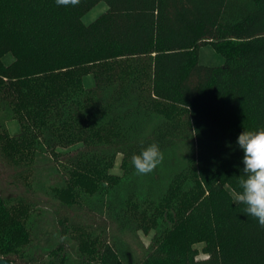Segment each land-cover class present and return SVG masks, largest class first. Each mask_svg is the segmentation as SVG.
<instances>
[{
	"label": "trees",
	"instance_id": "obj_1",
	"mask_svg": "<svg viewBox=\"0 0 264 264\" xmlns=\"http://www.w3.org/2000/svg\"><path fill=\"white\" fill-rule=\"evenodd\" d=\"M206 44L221 64L199 62ZM261 127L264 0H0V258L264 264V228L229 191L237 137ZM153 143L163 162L137 174L131 157ZM138 231H152L141 256L120 236Z\"/></svg>",
	"mask_w": 264,
	"mask_h": 264
},
{
	"label": "clouds",
	"instance_id": "obj_2",
	"mask_svg": "<svg viewBox=\"0 0 264 264\" xmlns=\"http://www.w3.org/2000/svg\"><path fill=\"white\" fill-rule=\"evenodd\" d=\"M58 5L76 4L78 0H56ZM243 151L241 175L238 177L240 191L235 202L243 204L244 213L253 217L264 228V127L258 130L242 131L236 141ZM164 159L158 144L153 143L139 154L131 157V163L137 174L147 175L153 172Z\"/></svg>",
	"mask_w": 264,
	"mask_h": 264
},
{
	"label": "rangeland",
	"instance_id": "obj_3",
	"mask_svg": "<svg viewBox=\"0 0 264 264\" xmlns=\"http://www.w3.org/2000/svg\"><path fill=\"white\" fill-rule=\"evenodd\" d=\"M105 9H106V5L103 2L97 3L93 8H91L88 12H86L82 16L81 18L82 22L86 24L90 23L95 18H97L102 12H104ZM10 60H11V56H9V54L4 57L5 62H9ZM199 62L207 65H219L222 63V58L217 54L215 49L210 44H206L199 48ZM7 126L10 132L15 131L17 127L14 122L7 123ZM51 164L52 163L51 162L49 163V161L47 162V160L39 161V163L37 164L39 176L40 179L45 178L47 176H51L50 181L56 183L58 175L56 174L55 171L51 172ZM123 170H124L123 157L121 154H117L113 158L110 171L111 173L120 176L123 173ZM3 180L4 179L1 180V185H2L1 187H4L5 185V182ZM37 189L39 192L35 197L39 199V203L42 204V206H46L49 209H53L54 207L57 206L58 201L53 196H51L49 192L45 193L39 188ZM229 191L230 193H232L234 197L236 196L231 189H229ZM114 234H117V232L114 231ZM151 235H152V231H148V232L138 231L136 234H131L126 232L120 236L131 245V247L133 248V250L137 255L141 256L143 249L148 245L150 241ZM201 246H202L201 244H196V247L198 249H200ZM203 256H204L203 254L201 253L199 254V257H203Z\"/></svg>",
	"mask_w": 264,
	"mask_h": 264
},
{
	"label": "water",
	"instance_id": "obj_4",
	"mask_svg": "<svg viewBox=\"0 0 264 264\" xmlns=\"http://www.w3.org/2000/svg\"><path fill=\"white\" fill-rule=\"evenodd\" d=\"M0 264H15V263L9 262V261L5 260L4 258H0Z\"/></svg>",
	"mask_w": 264,
	"mask_h": 264
}]
</instances>
